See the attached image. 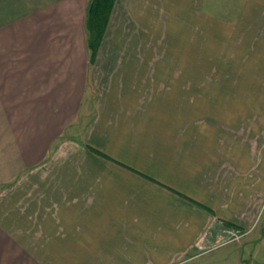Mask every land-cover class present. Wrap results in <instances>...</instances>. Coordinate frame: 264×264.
I'll list each match as a JSON object with an SVG mask.
<instances>
[{
  "label": "crops",
  "instance_id": "obj_1",
  "mask_svg": "<svg viewBox=\"0 0 264 264\" xmlns=\"http://www.w3.org/2000/svg\"><path fill=\"white\" fill-rule=\"evenodd\" d=\"M88 2L0 0V264H264V111L241 133L233 95L209 108L132 64L86 139L67 131L89 79ZM207 5L114 0L101 43L160 41L175 59L198 24L264 69V0L215 15V35Z\"/></svg>",
  "mask_w": 264,
  "mask_h": 264
},
{
  "label": "rangeland",
  "instance_id": "obj_2",
  "mask_svg": "<svg viewBox=\"0 0 264 264\" xmlns=\"http://www.w3.org/2000/svg\"><path fill=\"white\" fill-rule=\"evenodd\" d=\"M243 1L208 0L205 11L212 14V17L208 15L209 34L214 33L215 35V29L220 31L218 29L219 20L214 18L215 15L218 14V17L231 19L233 18L232 4H239L241 7ZM219 5L222 6V11L219 10ZM236 11L237 9L234 12ZM195 15L205 18L203 11H196ZM186 28V31H191L190 36L185 37L188 38L185 42L176 43L177 58L175 59L168 57L167 44L160 41L113 43L110 42L111 38L107 37L106 41H103L98 48L97 59L89 63V79L83 97L81 113L67 131L74 130L73 136L80 143L86 139L89 128L95 119L97 106L100 104L99 100L107 98L111 90L117 94L121 92V84H119L122 83L120 81L121 76L115 71L132 64L147 70L143 76L144 83L156 82L158 78H161V82L177 84L179 93L182 95L184 93L186 95L188 88H191V100L209 99V108H211V104H216L215 98H218V95H223L224 100L219 101L223 104H226L233 95L235 98H232L239 101V106L236 108L239 110L241 120H243L240 127L241 133L247 131L248 123L253 122L252 116L255 117V121L260 122V113L264 111V106H262L264 104V74H255L252 73V70L262 71L264 69H252L248 65L249 60L247 58H239V53L235 49V44L231 41L230 35L227 37L224 35L210 37L211 40L207 41V38L200 37V31L203 28L198 24H192L190 28ZM207 46L212 48L205 50ZM157 64H159L160 72L166 71L167 74H156ZM136 76L137 74L133 75V77ZM115 82H118V85L113 87ZM138 82H140L139 79ZM236 85L240 87L238 91L235 89ZM149 92L147 90V93L140 96L139 102L145 101L146 103L150 99ZM249 104L256 106L250 107ZM248 110L250 116L246 115ZM251 125L253 124L250 123ZM255 125L256 131L258 126L260 128L262 126L260 123H255ZM231 228L234 229L235 227ZM239 231L242 233L241 230ZM241 233L236 232L235 234ZM236 239L238 240V238ZM219 241L222 242V240Z\"/></svg>",
  "mask_w": 264,
  "mask_h": 264
},
{
  "label": "trees",
  "instance_id": "obj_3",
  "mask_svg": "<svg viewBox=\"0 0 264 264\" xmlns=\"http://www.w3.org/2000/svg\"><path fill=\"white\" fill-rule=\"evenodd\" d=\"M114 0H89L86 11L85 28L87 45L90 50V62L95 60L107 23L113 8ZM230 227L233 224L223 221Z\"/></svg>",
  "mask_w": 264,
  "mask_h": 264
},
{
  "label": "built area",
  "instance_id": "obj_4",
  "mask_svg": "<svg viewBox=\"0 0 264 264\" xmlns=\"http://www.w3.org/2000/svg\"><path fill=\"white\" fill-rule=\"evenodd\" d=\"M235 238H237V236H235Z\"/></svg>",
  "mask_w": 264,
  "mask_h": 264
}]
</instances>
